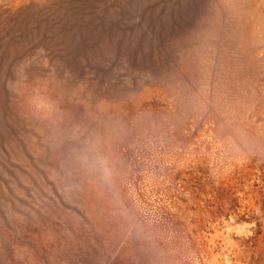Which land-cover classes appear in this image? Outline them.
<instances>
[{
  "label": "rangeland",
  "instance_id": "1",
  "mask_svg": "<svg viewBox=\"0 0 264 264\" xmlns=\"http://www.w3.org/2000/svg\"><path fill=\"white\" fill-rule=\"evenodd\" d=\"M0 264H264V0H0Z\"/></svg>",
  "mask_w": 264,
  "mask_h": 264
}]
</instances>
